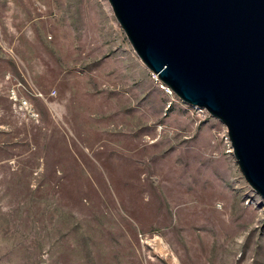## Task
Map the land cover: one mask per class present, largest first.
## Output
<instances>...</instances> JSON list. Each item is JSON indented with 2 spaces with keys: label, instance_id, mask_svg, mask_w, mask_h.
Listing matches in <instances>:
<instances>
[{
  "label": "rangeland",
  "instance_id": "rangeland-1",
  "mask_svg": "<svg viewBox=\"0 0 264 264\" xmlns=\"http://www.w3.org/2000/svg\"><path fill=\"white\" fill-rule=\"evenodd\" d=\"M173 262L264 264L227 128L149 71L108 0H0V264Z\"/></svg>",
  "mask_w": 264,
  "mask_h": 264
},
{
  "label": "water",
  "instance_id": "water-1",
  "mask_svg": "<svg viewBox=\"0 0 264 264\" xmlns=\"http://www.w3.org/2000/svg\"><path fill=\"white\" fill-rule=\"evenodd\" d=\"M134 52L191 108L228 132L264 200V0H108Z\"/></svg>",
  "mask_w": 264,
  "mask_h": 264
},
{
  "label": "built area",
  "instance_id": "built-area-1",
  "mask_svg": "<svg viewBox=\"0 0 264 264\" xmlns=\"http://www.w3.org/2000/svg\"><path fill=\"white\" fill-rule=\"evenodd\" d=\"M155 77L157 78L156 75H155ZM11 94H12L11 95V98L13 100H17V97H16L15 92L13 91ZM38 96L42 97L43 95L41 93H39ZM19 107L21 109H24V110L28 111L29 114H30V116L36 117V115L34 113H32V107L28 103V101H26L24 99H20V101H19ZM191 109H193L194 111H197L199 113H202V114H205V113L208 114L205 110H200V109H197V108H191ZM138 239H139V241H140L141 244H145L148 247H150L154 251V254H156V255H158L160 257H166V258H168V257L171 258L172 257L171 253L168 251V247L163 243L162 239L158 235H153V237L148 238V237H146L144 235H140L139 234L138 235Z\"/></svg>",
  "mask_w": 264,
  "mask_h": 264
},
{
  "label": "bare ground",
  "instance_id": "bare-ground-1",
  "mask_svg": "<svg viewBox=\"0 0 264 264\" xmlns=\"http://www.w3.org/2000/svg\"><path fill=\"white\" fill-rule=\"evenodd\" d=\"M173 264H174V262H173Z\"/></svg>",
  "mask_w": 264,
  "mask_h": 264
}]
</instances>
